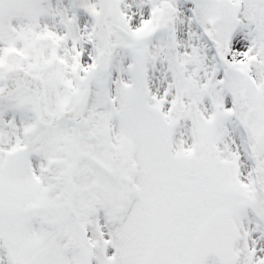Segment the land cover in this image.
I'll return each mask as SVG.
<instances>
[{"label": "snow or ice", "instance_id": "obj_1", "mask_svg": "<svg viewBox=\"0 0 264 264\" xmlns=\"http://www.w3.org/2000/svg\"><path fill=\"white\" fill-rule=\"evenodd\" d=\"M0 264H264V0H0Z\"/></svg>", "mask_w": 264, "mask_h": 264}]
</instances>
